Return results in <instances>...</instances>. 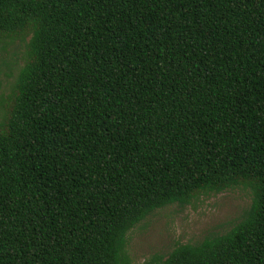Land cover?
Masks as SVG:
<instances>
[{"label": "trees", "instance_id": "obj_1", "mask_svg": "<svg viewBox=\"0 0 264 264\" xmlns=\"http://www.w3.org/2000/svg\"><path fill=\"white\" fill-rule=\"evenodd\" d=\"M13 41L0 264H132L157 209L238 186L228 230L143 264H264V0H0Z\"/></svg>", "mask_w": 264, "mask_h": 264}, {"label": "rangeland", "instance_id": "obj_2", "mask_svg": "<svg viewBox=\"0 0 264 264\" xmlns=\"http://www.w3.org/2000/svg\"><path fill=\"white\" fill-rule=\"evenodd\" d=\"M26 41L0 46V93H7L23 64ZM251 201L242 186L200 196L184 207L177 204L157 209L130 232L128 253L132 264H143L154 255L165 256L178 242H194L209 232H224Z\"/></svg>", "mask_w": 264, "mask_h": 264}]
</instances>
